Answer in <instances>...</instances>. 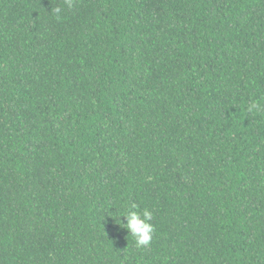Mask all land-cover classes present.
<instances>
[{"label": "trees", "instance_id": "obj_1", "mask_svg": "<svg viewBox=\"0 0 264 264\" xmlns=\"http://www.w3.org/2000/svg\"><path fill=\"white\" fill-rule=\"evenodd\" d=\"M0 264H264V0H0Z\"/></svg>", "mask_w": 264, "mask_h": 264}, {"label": "clouds", "instance_id": "obj_2", "mask_svg": "<svg viewBox=\"0 0 264 264\" xmlns=\"http://www.w3.org/2000/svg\"><path fill=\"white\" fill-rule=\"evenodd\" d=\"M64 4L71 9L74 6V0H64ZM56 19H61L62 8L57 6L51 9ZM261 105L258 102H253L248 111L259 110ZM123 218V219H121ZM153 220V213L148 209H144L142 212L138 210L136 203H130L128 210L119 216L116 224L119 228L127 230L129 235L134 239L136 247H146L151 244L153 234L155 232L154 225L151 223Z\"/></svg>", "mask_w": 264, "mask_h": 264}]
</instances>
